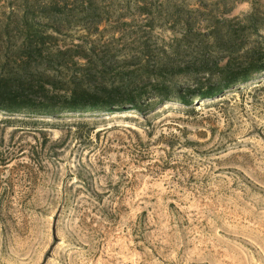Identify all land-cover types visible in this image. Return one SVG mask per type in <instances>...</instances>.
Instances as JSON below:
<instances>
[{"label":"rangeland","instance_id":"obj_1","mask_svg":"<svg viewBox=\"0 0 264 264\" xmlns=\"http://www.w3.org/2000/svg\"><path fill=\"white\" fill-rule=\"evenodd\" d=\"M56 3L76 17L48 28L60 45L87 35L111 75L182 90L202 56L264 46V0H0V23ZM166 104L0 114V264H264V74Z\"/></svg>","mask_w":264,"mask_h":264},{"label":"trees","instance_id":"obj_2","mask_svg":"<svg viewBox=\"0 0 264 264\" xmlns=\"http://www.w3.org/2000/svg\"><path fill=\"white\" fill-rule=\"evenodd\" d=\"M82 9L84 16L92 18L89 3H84ZM137 10L139 14L152 13L141 3ZM72 18L76 17H66L64 7L56 3L39 11L26 9L19 19L9 18L0 23V114L38 117L146 110L171 102L189 105L198 98L215 96L223 89L264 74V46L240 51L242 44H239L237 53H229L224 61L221 60L223 63L220 60L213 63L211 56L207 59L202 56L199 65L189 74V78L195 79V85L186 90L173 80L158 79L143 67L140 72L123 71L111 75L106 65L110 60L106 63L95 59L96 48L87 35L74 46H63L57 42L56 34L48 31L60 22L72 26ZM79 20L73 27L82 26ZM257 21L253 13L245 16L241 32L253 30ZM261 24L264 37V20ZM188 35L178 39L177 48L189 45ZM234 35L237 40L233 31ZM200 68L202 73L197 71Z\"/></svg>","mask_w":264,"mask_h":264},{"label":"bare ground","instance_id":"obj_3","mask_svg":"<svg viewBox=\"0 0 264 264\" xmlns=\"http://www.w3.org/2000/svg\"><path fill=\"white\" fill-rule=\"evenodd\" d=\"M169 106V104H166L165 106H164V108H167ZM170 107V106H169ZM165 110V109H164Z\"/></svg>","mask_w":264,"mask_h":264}]
</instances>
